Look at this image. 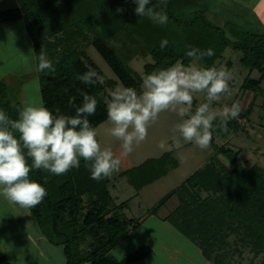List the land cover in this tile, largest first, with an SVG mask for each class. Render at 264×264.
<instances>
[{"label": "trees", "instance_id": "1", "mask_svg": "<svg viewBox=\"0 0 264 264\" xmlns=\"http://www.w3.org/2000/svg\"><path fill=\"white\" fill-rule=\"evenodd\" d=\"M17 1L16 7L0 8V25L23 20L36 64L41 50L53 60L55 72H40L36 65L34 76L40 83L43 104L54 114L58 110V114L75 115L76 108L82 105V93H86L98 101L95 115L89 117L92 126L97 128L107 120L102 84H85L78 77L93 70L86 60L85 50L94 45L115 72L125 78L123 81L129 83V73L121 68L115 49L110 45L122 33L133 36L142 49L149 52L152 61L145 64L143 75L177 61L193 62L186 56L191 47L201 51L212 49L214 55L201 61L206 67H218V61L231 47L242 52L244 67L260 73L258 79L246 78L242 85L244 91L259 94L264 89V32L247 30L234 21L226 22L224 26L211 21L208 10L214 8V0H166V4L161 0H150V6L153 4L157 11L166 13L168 21L164 25L139 17L135 13L137 5L134 0ZM118 8L124 11L118 12ZM163 40L168 43L161 49ZM130 73L140 79L143 76L133 71ZM19 81L22 85L25 80L21 78ZM111 83L115 84L114 81ZM22 106L17 90L8 80L0 79V109L16 118L17 110ZM216 123L217 120L213 131ZM226 127L230 132L245 131L237 120H229ZM97 139L100 141L98 136ZM218 149L233 164L232 175L219 169L218 165L222 166L220 160L216 164L211 162L195 171L161 203L172 196L179 197L180 205L175 211L179 227L186 236L197 241L206 257L215 256L214 264H232L225 262L222 253L226 237L231 234L240 237L244 246H251L253 251L262 255L260 264H264V166L245 164L240 153L231 148L221 146ZM171 158V153L167 152L128 169L124 174L138 191L166 175L172 165L177 168V161ZM28 163L31 165L30 159ZM29 178L41 184L47 192L30 213L47 240L62 247L65 264H131L151 254L149 247H142L123 258L112 255V251L143 221L126 216L124 209L129 202L117 204L109 187L112 178L91 179L82 158L80 167L66 174L55 175L33 169ZM202 192L207 196L203 197Z\"/></svg>", "mask_w": 264, "mask_h": 264}, {"label": "rangeland", "instance_id": "2", "mask_svg": "<svg viewBox=\"0 0 264 264\" xmlns=\"http://www.w3.org/2000/svg\"><path fill=\"white\" fill-rule=\"evenodd\" d=\"M17 5V0H0L1 9L13 8ZM208 15L211 21L221 26H224L226 22L234 21L247 30L264 32V0H214V8L208 10ZM110 45L115 49L113 52L118 57L121 68L129 73L127 84L123 81L125 78L115 72L97 47L89 45L85 50L89 65L103 77L104 82L101 84L106 97L105 103L110 99V92L117 86L133 87L140 91L142 80L130 71L143 75L145 64L152 61L149 52L144 51L128 33H122L119 39L112 40ZM241 58L242 52L228 47L221 61H218L217 68L223 66L230 70L234 74V80L230 82L232 94L223 95L219 102H214V107L225 105L230 107L233 103H239L241 111L238 117L232 120L242 124L244 132H230L227 127L224 130L220 127L221 122L217 120V126L212 132V140L206 149H201L192 143H184L179 150L162 151L158 147L159 142L164 140L171 144L173 135H178L174 131L175 125L181 120L177 113L166 111L150 125L147 138L138 145H134L133 151L128 156L122 157L120 170L111 177L112 182L109 187L117 204L129 202L127 209H124L126 216L134 221L142 220L143 223L112 251L115 257L123 258L142 247H149L152 250L150 255L131 264H214L215 256L206 257L197 241L193 237L186 236L179 227V217L175 213L180 205L179 197L175 195L165 203L161 202L195 171L205 168L211 162L216 164L220 160L222 166L217 164L219 169L226 175H232L233 164L219 151L218 148L221 146L238 151L245 164L257 163L264 166V155L261 151L264 149V81L262 82L263 91L259 94L245 92L242 85L246 78L258 79L260 73L257 70L251 72L244 67L241 64ZM0 61L2 62L0 79L8 80L17 90L22 105L28 99L42 101L40 83L34 76L36 58L23 20L0 25ZM193 62L206 67L201 60ZM21 78L25 80L22 85L19 81ZM203 101L204 96L197 95L193 107L195 108ZM251 108V113H247ZM110 127V123L106 120L96 128L99 142L102 147L111 148L116 155H119L120 142L108 133ZM167 152L171 153L172 160L177 161V168L172 165L166 175L138 191L135 190L124 172L150 158H159ZM118 175L119 177L116 178ZM200 194L203 197L207 196L206 192ZM17 209L22 208L9 204L0 197V242L10 240V237L14 239V235L17 234L14 226L19 223L15 224L13 217L18 214L21 216H17L20 220L24 219L25 223L22 222L26 224L33 239L36 237L34 240L36 244L34 246L32 241L29 248L21 247L20 251L16 249L20 254L11 256L15 259L14 264H65L62 247L48 242L36 220L31 213L27 212L28 210L30 212V209H23L25 218ZM226 239L228 244L224 246L225 251H222L225 254V262L261 263L262 255L253 251L251 246H244L240 237L231 234ZM10 249L12 251V248ZM0 264H11L1 252Z\"/></svg>", "mask_w": 264, "mask_h": 264}, {"label": "clouds", "instance_id": "3", "mask_svg": "<svg viewBox=\"0 0 264 264\" xmlns=\"http://www.w3.org/2000/svg\"><path fill=\"white\" fill-rule=\"evenodd\" d=\"M135 13L149 18L153 23L164 25L166 13L157 11L150 0H134ZM166 4V0H161ZM118 12L124 11L118 8ZM168 41H161V49ZM214 55L212 49L201 51L191 47L186 56L193 61ZM27 57V56H26ZM37 70L55 72V64L42 50L37 56ZM58 63V60L56 61ZM85 84L103 83V77L89 70L78 77ZM140 91L136 88L117 86L110 92L106 103L108 133L120 142V154L102 147L98 133L89 117L95 115L97 98L82 93V105L75 115L54 114L43 101L28 99L12 118L0 109V197L22 209H32L46 197V189L29 178L33 169L63 175L79 168L81 158L89 168L91 179L100 181L119 172L122 157L133 151L147 138L148 129L159 115L166 111L177 113L181 118L175 125L172 143L161 140L162 151L179 150L184 143L206 149L211 140L214 121L226 130L229 120L238 117L239 103L230 107H214L223 95H231L230 82L234 74L227 68L202 67L195 62L180 61L141 77ZM202 94L204 101L195 108L194 99ZM71 102V101H70ZM31 160L29 165L28 160Z\"/></svg>", "mask_w": 264, "mask_h": 264}, {"label": "crops", "instance_id": "4", "mask_svg": "<svg viewBox=\"0 0 264 264\" xmlns=\"http://www.w3.org/2000/svg\"><path fill=\"white\" fill-rule=\"evenodd\" d=\"M261 151H262V155H264V149H261ZM17 210L23 216V214H24L25 211H23V209H17ZM27 212L30 213L29 210ZM13 215L14 214L12 213V217H13ZM17 216L18 217H21L18 214H17ZM17 216L14 215V217H13V220H15V224H16V222L19 223V224H17V226H14V230L17 231V234L14 235V239L12 237H10V240L0 242V252H1V254L3 256L6 257V259L11 264H14V262H15V259L12 258L11 256L14 255V254H20L17 250L20 251L21 250V247H27V248H29L30 247V244L32 243V241H33L32 244L34 246L36 244L35 241H34L36 239V237L33 239L32 235L28 232L27 226H26V224H24L25 223L24 219L21 218V220H20ZM23 217L25 218L26 216L24 215ZM1 235H3V234H1ZM6 245L8 247H6ZM10 248H12V251H11Z\"/></svg>", "mask_w": 264, "mask_h": 264}]
</instances>
